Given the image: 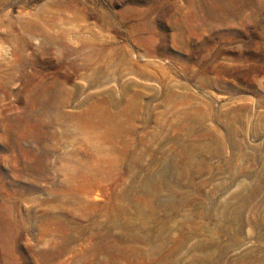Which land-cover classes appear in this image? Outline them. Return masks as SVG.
I'll return each instance as SVG.
<instances>
[{
	"label": "rangeland",
	"instance_id": "rangeland-1",
	"mask_svg": "<svg viewBox=\"0 0 264 264\" xmlns=\"http://www.w3.org/2000/svg\"><path fill=\"white\" fill-rule=\"evenodd\" d=\"M0 264H264V0H0Z\"/></svg>",
	"mask_w": 264,
	"mask_h": 264
}]
</instances>
